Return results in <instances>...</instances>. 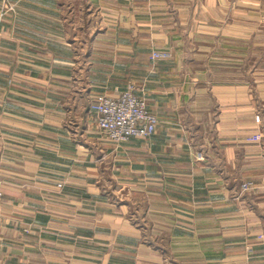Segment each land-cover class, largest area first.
Here are the masks:
<instances>
[{"label": "crops", "instance_id": "obj_1", "mask_svg": "<svg viewBox=\"0 0 264 264\" xmlns=\"http://www.w3.org/2000/svg\"><path fill=\"white\" fill-rule=\"evenodd\" d=\"M217 11L0 0V264H264V86L223 81ZM131 84L159 123L117 144L90 103Z\"/></svg>", "mask_w": 264, "mask_h": 264}, {"label": "rangeland", "instance_id": "obj_2", "mask_svg": "<svg viewBox=\"0 0 264 264\" xmlns=\"http://www.w3.org/2000/svg\"><path fill=\"white\" fill-rule=\"evenodd\" d=\"M217 13L223 31V81L263 87L264 0H223V11Z\"/></svg>", "mask_w": 264, "mask_h": 264}, {"label": "built area", "instance_id": "obj_3", "mask_svg": "<svg viewBox=\"0 0 264 264\" xmlns=\"http://www.w3.org/2000/svg\"><path fill=\"white\" fill-rule=\"evenodd\" d=\"M146 1L151 0H130ZM168 53L154 52L155 57H163ZM138 87L131 84L126 89L113 94H104L95 97L90 103V109L96 114L97 126L100 131L111 141L120 144L132 137L149 138L156 131L159 119L149 109L147 99L137 93ZM253 140H261V135H256ZM243 189L253 187L252 181L242 184ZM4 192L0 185V202ZM3 214L0 210V222Z\"/></svg>", "mask_w": 264, "mask_h": 264}]
</instances>
